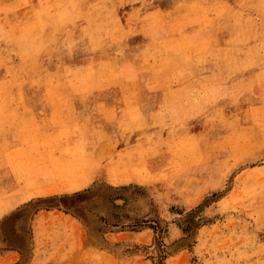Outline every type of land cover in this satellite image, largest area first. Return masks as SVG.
Wrapping results in <instances>:
<instances>
[{"label":"rangeland","instance_id":"rangeland-1","mask_svg":"<svg viewBox=\"0 0 264 264\" xmlns=\"http://www.w3.org/2000/svg\"><path fill=\"white\" fill-rule=\"evenodd\" d=\"M0 264H264V0H0Z\"/></svg>","mask_w":264,"mask_h":264}]
</instances>
